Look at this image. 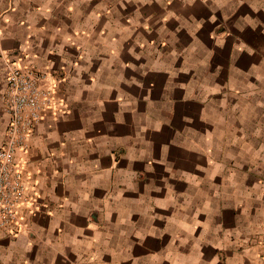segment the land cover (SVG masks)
<instances>
[{
	"label": "crops",
	"instance_id": "obj_1",
	"mask_svg": "<svg viewBox=\"0 0 264 264\" xmlns=\"http://www.w3.org/2000/svg\"><path fill=\"white\" fill-rule=\"evenodd\" d=\"M55 103L0 264H264V0H0Z\"/></svg>",
	"mask_w": 264,
	"mask_h": 264
},
{
	"label": "built area",
	"instance_id": "obj_2",
	"mask_svg": "<svg viewBox=\"0 0 264 264\" xmlns=\"http://www.w3.org/2000/svg\"><path fill=\"white\" fill-rule=\"evenodd\" d=\"M46 78V74L34 66L6 64L2 109L8 121L0 147V231L20 229L19 209L32 201L21 155L43 114L55 103L53 85L47 83Z\"/></svg>",
	"mask_w": 264,
	"mask_h": 264
}]
</instances>
